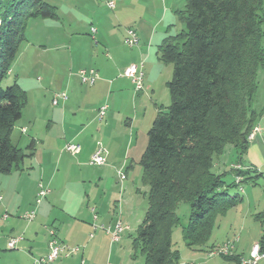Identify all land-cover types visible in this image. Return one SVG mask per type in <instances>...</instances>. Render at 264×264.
I'll use <instances>...</instances> for the list:
<instances>
[{"label": "trees", "instance_id": "trees-1", "mask_svg": "<svg viewBox=\"0 0 264 264\" xmlns=\"http://www.w3.org/2000/svg\"><path fill=\"white\" fill-rule=\"evenodd\" d=\"M263 8L264 0H185L176 13L183 29L158 47V60L172 70L167 83L170 104L156 114L138 161L140 182L148 188L147 210L132 248L143 264L181 263L171 244L180 203L190 207L182 240L188 249L200 248L217 217L242 202L229 190L239 191L242 184L259 178L251 171L238 172V186L236 173L229 170L232 182L226 184V174L212 169L226 147L239 164L261 117L252 106L257 74L264 69ZM35 19L56 20V10L45 0H0V176L22 171L23 161L32 157V143L26 155L11 140L26 93L16 83L1 85L25 42L28 22ZM258 245L264 253V236ZM224 258L243 264L237 256Z\"/></svg>", "mask_w": 264, "mask_h": 264}, {"label": "crops", "instance_id": "crops-1", "mask_svg": "<svg viewBox=\"0 0 264 264\" xmlns=\"http://www.w3.org/2000/svg\"><path fill=\"white\" fill-rule=\"evenodd\" d=\"M108 1L113 2V9L108 8ZM82 2L83 0H76L67 3L63 6L65 8L63 13L61 8L55 9L57 19L52 22L57 27L49 23L42 25V28L53 26L52 33L42 31L41 34L30 33L29 36L25 33L24 54L30 55L29 50L41 54L33 68L57 71L64 64H68V76L59 75L60 92L66 94L67 100L54 107L60 105L59 109L50 110V114L43 111L41 105H37L36 115L42 117L48 115L50 119L46 120L45 132L37 134L36 124L39 118L33 116L22 121L29 106L31 88L26 85L30 71L25 73L27 77L23 78L16 74L15 82L27 96L21 119L14 126V128L19 126L18 132L21 136H25L26 140L20 146L19 139L16 145L27 155L28 146L32 143L33 151L32 157L26 158L20 166L22 171H13L8 175L0 176V264H33L34 259L44 257L47 254L48 229H52L64 245L81 247V252L76 257L60 258L53 264H96L101 248L100 242L104 236L96 230L94 237L90 238L92 226L112 224L105 221L99 223L98 216L93 222L92 210L96 214V210L99 211L103 207V199H99L100 193L96 189L84 194L86 199H81L76 208L64 207L57 210L58 199L52 194L56 193L53 183L62 163V155L56 159L53 157L51 148L53 139L49 135L54 124L52 119L62 124L60 133L62 138L57 139L56 148L60 143L63 147L67 143L79 144L81 152L77 155L75 165L79 170V179L89 185L95 182L94 187L98 188L105 184L106 179L113 172L116 174L120 171L124 172L126 179L128 172L133 169L132 164L135 160L138 162L141 156L137 147L139 138H142L143 134L147 136L148 127L156 114L169 106L167 83L171 79L172 70L171 66L163 65L158 60L157 51L164 39L176 35L183 29L176 13L183 10L185 0H104L102 3L96 0L95 13L91 16L87 14L79 16L76 15L75 10L82 6ZM65 20L71 25L73 23L79 25L78 32L70 31L62 35L59 32L62 29L60 24ZM91 28L95 29L94 41L90 34ZM127 29L136 32L138 37L136 47L129 48L123 43ZM48 42L50 44H47ZM48 51H53L51 58L45 56ZM129 65H142L143 90L140 92H135L130 80L121 76ZM81 69H93L98 75L97 81L92 86L82 87L85 89L78 86L80 81L77 72ZM22 71L21 73L24 72ZM261 73L264 77V69ZM76 101H78L77 106H75ZM103 102L107 106L105 116L101 123L94 124L96 108ZM71 113L73 117L82 113L90 117L87 118L85 126L78 125L70 130L66 129L64 122L67 114L71 115ZM256 127L258 132L248 142L246 153L239 162L244 171L254 172L252 176L259 177L252 182L242 184L241 191L236 190V194L242 198L239 208H246L241 214V221L238 220L240 223L234 225L242 232L245 231V221L252 209L259 213L257 215H260V218H264V203L257 189L254 188L259 180L264 181V115L258 119ZM97 142L101 143L108 153L106 164L101 167L88 165ZM225 154L227 160H214L213 170L218 175L224 173L230 175L232 182L233 175L229 173V167L237 162L232 149ZM53 167L57 168L56 172H53ZM95 168L96 170H92ZM82 169L90 170V173H83ZM47 170L49 171L46 172ZM91 174L93 176H90ZM41 176L46 179V186L49 187L47 196L52 195L51 203L46 201L45 204L35 207L34 220L28 225H22L19 216L34 209L39 185L38 177ZM115 201L116 199L112 201L114 205ZM228 213L225 216H228ZM4 214L8 217L2 220ZM261 226L264 227V221ZM17 236L23 238L18 250L7 251L5 249L7 240ZM238 244L233 246L234 252ZM255 244L257 242L252 246ZM117 254L115 250L111 256L116 257ZM238 257L245 259L243 256ZM258 264H264V259Z\"/></svg>", "mask_w": 264, "mask_h": 264}, {"label": "rangeland", "instance_id": "rangeland-1", "mask_svg": "<svg viewBox=\"0 0 264 264\" xmlns=\"http://www.w3.org/2000/svg\"><path fill=\"white\" fill-rule=\"evenodd\" d=\"M45 1L48 5H50L51 7L55 9L61 8L60 10L63 13L65 9L63 6L64 5L66 6L67 3L69 2L71 3V1H76V0H45ZM95 1L96 0H83L82 6L78 7L77 10H75L76 15L83 16L87 14L91 16L92 13H95L97 10L96 9L97 5ZM103 1L104 0H99V3L100 2L102 3ZM104 10H106V8ZM263 14H264V8H263ZM52 21L54 20H49V19L30 20L27 24V28H26L27 32L25 33L27 34V36H29L30 33L41 34L42 31L46 33H52V30L54 29L53 26H45L47 29L44 27L42 28L43 23H49L57 27V25ZM60 25L62 29L59 32L62 35L70 31L78 32L77 30L79 29V25L75 23L71 25L70 22L67 20L62 22ZM25 38H26V35H25ZM47 44H50V43L48 42ZM262 45L264 48V39H263ZM24 47H25V44L23 42L20 44L17 57L11 65L10 74L4 79L1 86L2 88H7L15 84L16 74L21 76L20 78L28 76L29 81L26 87L29 86V88H31V90L29 91V106L26 110V114H24V118L22 119V121L24 119H31L33 116H35L36 118H39V121H37V124H36V132L37 134H43L45 132V127H46L45 124L47 122L46 120H50V119L48 118V115H44L43 117L36 115L37 111L35 110V108H37V105H41V109L49 114H50V110L52 111V109H59L58 107H60V105L54 108L51 105V100L54 94H56L57 92H60L59 78L61 77L59 75L67 74L68 76L69 74L68 64L67 65L64 64L62 68H60L57 71H51L48 69L42 70V68H37V67L33 68L35 66L34 63L37 62L41 54H39L38 52L34 50H29L30 55L27 56L26 54H24ZM52 55H53V51H48L45 56L51 58ZM66 70L67 72H65ZM21 71L23 73H21ZM28 71L30 72L26 76L25 73H27ZM263 78H264L263 73H261L260 71L257 77V88L258 89L256 91L253 106H252V109L256 113L260 114L261 116L264 115V79ZM78 86L81 88L85 87V86H82L81 84H78ZM82 89H85V88H82ZM168 102L170 104L169 99H168ZM105 104L104 102L103 104L102 103L99 104L96 110L98 111L99 108ZM77 105H78V101H76L75 103V106ZM97 111H96V114H94L96 116V121L94 122V124L101 123V121H99L97 118ZM94 115L92 114V116ZM89 117L88 115L86 116L83 113L78 114V116L76 117H73L72 113L71 115L67 114V116L65 117L64 124L66 126V129L71 130L72 128L74 129V127L78 125L85 126L86 121L88 120L87 118ZM52 120L54 124L52 126L51 133L49 135L53 139V145L51 147L53 150V157L54 159H56L57 157H60L62 155V160H61L62 163L60 167L58 168V174H56V177L53 183L56 193H53L52 195L53 197L56 196V198L58 199V203L56 205L57 210H60V208H64V207L65 208L67 207L76 208L78 204H80L81 199H86L85 198L86 196L84 194H88L91 191V189L98 190V192L100 193V195L98 196L99 199H103V207L99 211L96 210V216H98L99 223H102L104 221L108 223L111 222L112 223L111 225L103 224L104 228H107L109 226L112 227L119 220L121 224L127 229L124 230V232L121 234L120 241L114 245L110 244L109 236L105 234V231L97 230V232L101 233L104 236V238L100 242L101 248L99 251V257L96 260V264H143V257L139 254V252L135 254L132 248V240L136 235L137 227L142 221L144 214L147 210L146 196H147L148 188L146 186H143L140 182L141 168L139 167L138 162H136L135 160V163L132 164L133 169H131L128 172L126 179H124L123 181H120L118 178V175L113 172L108 176V178L105 181V184L100 185L98 187L99 189L95 188L94 187V184H96L95 182L91 181L93 183L89 185L86 181H81V179H79L80 178L79 177L80 175L78 174L79 170H77L78 168H76L75 166L77 156L73 157L67 154L66 152H64L62 149L63 148L62 143H60V145H58L59 147L56 148L57 147L56 142L58 141L57 139L62 138L60 134L62 130V124L59 121H56L55 119H52ZM18 127L19 126L17 125L14 128L12 132L11 140L14 144H16L17 142H19V139H20L21 140L20 146H22L26 140V137L21 136L19 134ZM150 127L151 125H149L148 128ZM256 128L257 127L255 126L253 130ZM38 138L43 139V137H38ZM146 143H147V136L143 134V137L139 138L138 146H137L138 151L141 152L140 154H142V152L144 151L146 147ZM54 145L56 146L53 147ZM229 149L231 150V147H226L224 154L217 159L218 160L222 159L223 161H226L227 154H225V152L228 153ZM232 160L233 159L231 158L230 161ZM92 170H96V168ZM48 171L49 170H47L46 172ZM56 171H57V168L53 167V172H56ZM82 171H84L83 173L85 172L90 173V170L85 171L82 169ZM212 172L216 173V171L213 169H212ZM51 175H53V173ZM90 176H93V175L91 174ZM223 180L225 181L226 184H229L231 182L230 175H226L223 178ZM45 181L46 179H43L42 176L38 177L39 184H41L45 189L48 190L49 187L46 186ZM262 186H264V181L259 180L257 183V186H255L254 188L257 189L259 196L264 203V192H262ZM246 187L253 188L251 186H246ZM37 190H38V187H37ZM239 190L241 191L240 187H239ZM103 191L105 194H109V195L105 196V194H103ZM110 192H113V194ZM236 193H237L236 189L229 190V194L231 196H233ZM52 195H48L41 202V204H45L46 201L50 202V197ZM113 199H116L115 205L113 204L114 202H112ZM122 201L124 202V205ZM240 204L230 209L228 211L229 213L227 212L228 216H225L227 215L226 213L224 216L217 217L215 221L214 229L211 233V236L208 242L203 247L190 248V249H188L185 246L182 240V231L186 228L188 224V218L190 215V207L184 203H180L178 205L176 209V215L179 218V224L172 230L171 244H172V250L178 252L180 256L181 264H234L233 262L226 260L222 256L209 255V252L211 250H214L228 242L232 243L234 247L239 243L236 251L232 252L234 256H237V257L243 256V258H245L246 260L248 259V255L252 248V244L254 242H257L258 244V242L261 240L263 236L264 227H262L261 225L264 221V218H258L257 214L259 213L252 209V211H250L249 216L247 217L245 221V231L242 232L241 230H238V228H236V226L234 225L235 223L237 224L240 223L239 221H241V214L244 213L246 210L245 207L239 208ZM39 206L40 205H38V207ZM34 210H35V206H34V209L30 211H34ZM22 215L19 216V219L22 225L30 224V222H26L25 220L21 218ZM35 216H36V213H35ZM95 234L96 233H93V235ZM17 237H22V236H17ZM12 238H16V237H12ZM235 239H238V241L234 243ZM19 245H18V248H19ZM67 247H70V246H67ZM72 248H78L79 252L77 255H79V253L81 252V247H72ZM115 250L117 251L118 254L116 255V257L111 256L113 255ZM77 255L72 256L70 258H74ZM62 259H69V258H62Z\"/></svg>", "mask_w": 264, "mask_h": 264}, {"label": "built area", "instance_id": "built-area-1", "mask_svg": "<svg viewBox=\"0 0 264 264\" xmlns=\"http://www.w3.org/2000/svg\"><path fill=\"white\" fill-rule=\"evenodd\" d=\"M107 6L109 9L114 8V4L112 1L107 2ZM91 37L94 41V34L95 29H90ZM123 43L129 47H136L138 45V37L136 35V32L133 29H127L125 31V37L123 39ZM122 77L129 79L130 82L133 85L135 92H140L143 90V72H142V65H129L126 67L122 74ZM77 77L80 81L81 85L84 86H92L98 79V75L95 70L93 69H81L77 72ZM67 100V96L64 92L56 93L53 96V99L51 101V105L53 107L57 106L60 102H64ZM107 111V106L103 105L99 108L97 111V118L99 121L103 120L105 113ZM24 133V130L22 131ZM258 132V128H256L255 134ZM255 135H253L252 139ZM63 151L71 156H77L81 152V147L79 144L74 143H67L63 147ZM107 150L104 148V146L97 142L95 145V150L93 154L90 157V160L88 162V165L94 166V167H101L106 164V158H107ZM232 172L236 173L234 175V183L238 186H240L242 177L237 175L238 172L244 171L243 167L239 164H232L229 168ZM118 178L120 181H123L125 179V174L122 172L117 173ZM48 194V190L45 189L41 184L38 185L37 194L34 201V206L37 207L41 204V202L45 199V197ZM93 215V222L96 221L97 216L94 213V210H92ZM7 214H4L2 216V220L7 219ZM23 220L26 222H32L35 218V211H28L25 212L22 217ZM127 228L124 227L121 222L118 220L112 227L104 228L103 226H98L94 224L92 226V233L89 235L90 238L93 237V233L96 230H103L105 233L109 236L110 244L114 245L117 244L120 241L121 234L126 230ZM48 242H47V254L38 259L33 260V264H53L56 260L60 258H70L72 256H75L78 254L79 249L78 248H72L67 247L63 243H61L58 238L56 237L55 232L52 229H48ZM23 241L22 237H16V238H9L5 244V249L7 251H16L18 249V245ZM237 242V239L234 240V243ZM233 252V244L228 242L214 250H211L209 252V255H219L222 257L231 256ZM264 259V253L261 252L260 247L258 244L252 246L250 252H249V258L241 259V262L243 264H258L261 260Z\"/></svg>", "mask_w": 264, "mask_h": 264}, {"label": "bare ground", "instance_id": "bare-ground-1", "mask_svg": "<svg viewBox=\"0 0 264 264\" xmlns=\"http://www.w3.org/2000/svg\"><path fill=\"white\" fill-rule=\"evenodd\" d=\"M255 130H256V129L252 130V132H251L250 135H249V139H248V140H251V139H252V137H253V135H254V133H255Z\"/></svg>", "mask_w": 264, "mask_h": 264}]
</instances>
